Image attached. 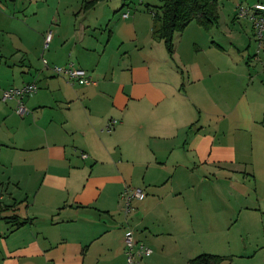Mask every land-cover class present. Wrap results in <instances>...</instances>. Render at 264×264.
Returning <instances> with one entry per match:
<instances>
[{
    "label": "crops",
    "instance_id": "1",
    "mask_svg": "<svg viewBox=\"0 0 264 264\" xmlns=\"http://www.w3.org/2000/svg\"><path fill=\"white\" fill-rule=\"evenodd\" d=\"M259 1L222 0L217 24L176 32L173 53L151 11L125 17L118 0L59 10L48 47L36 31L0 50V264H128L129 229L152 249L140 264H231L234 229L254 227L235 257L264 264V40L238 14ZM70 63L93 83L54 69ZM29 83L19 112L3 93ZM131 188L144 196L126 213Z\"/></svg>",
    "mask_w": 264,
    "mask_h": 264
},
{
    "label": "rangeland",
    "instance_id": "2",
    "mask_svg": "<svg viewBox=\"0 0 264 264\" xmlns=\"http://www.w3.org/2000/svg\"><path fill=\"white\" fill-rule=\"evenodd\" d=\"M121 4L125 3L124 12H128V16H132L135 12L140 14L143 18L145 14H151L152 9H159L163 4V0H118ZM222 0H220V7H222ZM8 9H0L9 15L17 17V19L0 21V50L11 51L13 48L27 45L36 31L49 32L52 27L54 16L60 12L66 13V10L73 13L84 14V0H18L16 3L8 1ZM246 6V5H244ZM249 7V6H247ZM123 15V14H122ZM249 18V17H247ZM46 38V37H45ZM44 38V42H45ZM258 41V40H257ZM253 39L254 46L259 43ZM45 44V43H44ZM43 44V46H44ZM238 214H234V221ZM237 230L234 229L233 243L231 244L233 253V260L231 264H255L256 258L235 257L239 256L238 252L246 248H250L258 241V235L261 232L257 228L250 229L249 236L238 234L235 237ZM237 239V240H235Z\"/></svg>",
    "mask_w": 264,
    "mask_h": 264
},
{
    "label": "built area",
    "instance_id": "3",
    "mask_svg": "<svg viewBox=\"0 0 264 264\" xmlns=\"http://www.w3.org/2000/svg\"><path fill=\"white\" fill-rule=\"evenodd\" d=\"M239 16L249 17L253 23L255 28V35L260 44H262L264 40V2H256L252 6H244L240 5L238 9ZM129 15L128 12L124 14L125 17ZM53 38V31L50 30L45 39V47L50 45V42ZM56 72L60 75H67L72 80H82L86 84L93 83V80L87 76L86 72L74 66L73 63H70L67 66H55L54 68ZM38 90V85L36 83H29L22 87H12L4 91L3 98L7 99H17L19 102L18 111L23 112L25 107L23 103V98L29 94H33ZM119 121L117 119H112L107 125L108 130H112L114 126ZM84 157L87 154H83ZM144 196V192L141 188H131L123 194V198L125 199V211L126 213L131 212L133 209L131 200L133 198H141ZM124 242L126 246V255L128 264H140V259L143 255L150 254L152 249L146 246L144 243H140L135 238L134 231L129 229L127 230Z\"/></svg>",
    "mask_w": 264,
    "mask_h": 264
},
{
    "label": "trees",
    "instance_id": "4",
    "mask_svg": "<svg viewBox=\"0 0 264 264\" xmlns=\"http://www.w3.org/2000/svg\"><path fill=\"white\" fill-rule=\"evenodd\" d=\"M15 1V0H9ZM99 0H89L85 8L94 6ZM153 35L165 41L170 51L174 52L176 32L183 31L190 23L196 22L205 29H211L220 18L219 0H163L159 9H152ZM222 257L203 254L194 262L219 264Z\"/></svg>",
    "mask_w": 264,
    "mask_h": 264
}]
</instances>
